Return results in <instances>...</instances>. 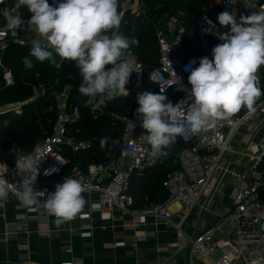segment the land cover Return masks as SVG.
I'll return each instance as SVG.
<instances>
[{
	"label": "built area",
	"instance_id": "2783aa9c",
	"mask_svg": "<svg viewBox=\"0 0 264 264\" xmlns=\"http://www.w3.org/2000/svg\"><path fill=\"white\" fill-rule=\"evenodd\" d=\"M6 1H10V9H14L15 0H4L0 6ZM230 2L231 0H219L214 10L204 9L195 20L199 51L210 59L212 48L222 41L214 34L205 33L204 29L210 27L209 20L216 25L213 31L223 34L230 31V26L219 25V13L234 12L239 21L241 15L264 8V0ZM142 4L143 0H133L130 13L138 14ZM124 12L122 10L119 14L123 16ZM22 19L25 25L16 29V32L7 28L6 21L0 25V53L10 45L31 46L32 39L37 38L28 28L27 19ZM155 37L159 53L158 63L146 72V78L158 94H174L172 104L176 105L187 100L191 90L188 83L190 72L185 71V67L193 61L191 67H197L199 57L196 54L183 53L184 28L175 17L167 20L165 28L157 27ZM128 59L136 70L126 85L128 95L107 98L101 106L114 103L121 97L126 98L131 106L124 121L117 156L105 163L89 164L83 169L78 164H72L69 158L62 154L65 146L73 153H79L91 146L89 140H77L69 135L70 124L80 118V109L69 101V87L65 86L52 92L56 108L52 132L37 142L29 153H24L13 143L9 149L11 162L0 161V174L9 183L8 195L17 198L16 193L20 191L22 177L16 169V160L31 154L36 159H41L34 190L45 191L47 196L54 193L55 186L62 183L65 177L72 176L84 183L87 189L84 194L95 195V198L89 201L88 211L78 215L80 219H90L102 206L129 213L133 227L144 225L148 219L169 223L176 214L178 221L174 226L181 231L187 215L199 199L204 197L209 201L219 190L224 178H229L234 183V191L225 213L194 236H186L190 264H193L194 257L198 255L210 264H264V169L259 168L264 159V131H261L264 128V96L257 102V110L253 114H249L245 109L230 120L209 127L207 131L193 134L186 130L183 136L178 137L185 145L177 155L179 167L168 171L161 182L166 191V198L143 207H134L133 196L129 193L132 174L141 173L161 163L166 153L153 156L151 146L143 138L146 133L142 128V116L137 113V97L138 94L148 91V87L141 63L134 56H129ZM257 75L264 91V79L259 71ZM1 83L5 86L14 83L10 69L2 68ZM44 91V86L40 85L34 88L30 98L0 105V114L12 112L21 115L24 105ZM191 102L188 100V104ZM187 106L186 104L185 107ZM185 113L186 109L181 110L180 118H183ZM256 133H260L257 139ZM46 170L49 174H45ZM208 201L206 206H202L205 211L208 210ZM174 204L180 207L176 212L171 209ZM22 210V220L14 225V234L25 230V221L28 218H34L38 225L47 227L48 214L43 209L22 206ZM108 215L113 218L111 213ZM92 228L91 223L81 224L79 229L82 237H89ZM39 232L44 230L40 229ZM70 250L69 247L66 249ZM71 262L74 264V261Z\"/></svg>",
	"mask_w": 264,
	"mask_h": 264
},
{
	"label": "clouds",
	"instance_id": "9594fccd",
	"mask_svg": "<svg viewBox=\"0 0 264 264\" xmlns=\"http://www.w3.org/2000/svg\"><path fill=\"white\" fill-rule=\"evenodd\" d=\"M21 6L32 14L27 26L37 37L31 41L29 56L53 66L58 64L56 57L60 58L59 66L65 60L74 61L82 77L78 90L87 97V106L99 109L107 98L128 95L126 85L136 72L128 57L131 44L138 41L130 43L119 32L122 22L119 0H58L52 5L48 0H15L14 9H0L7 28L13 32L25 25L18 11ZM217 20L222 27L230 26V31L214 32L216 25L208 21L210 27L204 29L205 33L216 35L222 42L212 48L211 59L204 56L197 67H191L194 61L185 67L190 72L191 85L187 100L173 105L161 92L138 94L137 113L142 116L146 133L143 138L151 146L153 156L169 148L186 130L193 134L207 131L242 109L255 113L257 102L264 96L257 75L264 66V8L241 15L239 21L234 12L223 11ZM22 62L27 69L34 66L28 57ZM188 100L192 102L188 104ZM183 109L186 113L180 118ZM40 160L31 154L16 160V169L22 177L16 195L22 206L43 209L55 217L59 227L83 212L87 203L83 194L87 189L80 179L67 176L47 196L45 191L34 190ZM45 174H49L48 170ZM8 184L0 174V199L7 198ZM75 264L83 261L76 259Z\"/></svg>",
	"mask_w": 264,
	"mask_h": 264
},
{
	"label": "trees",
	"instance_id": "16d2710c",
	"mask_svg": "<svg viewBox=\"0 0 264 264\" xmlns=\"http://www.w3.org/2000/svg\"><path fill=\"white\" fill-rule=\"evenodd\" d=\"M208 1L143 0L138 14L130 12L123 14L120 33L128 38L130 43L133 40L138 41L136 44H131L130 56H134L141 63L148 91L157 93L146 78V72L158 63L156 28H165L167 20L175 17L184 28L183 53L203 57L204 55L199 51L194 23L201 14V9L207 8L205 5ZM48 2L52 5L58 0H48ZM5 7L10 9V1H6L0 9ZM121 8L122 2L119 0V12ZM18 11L25 19H30L32 15L26 6H21ZM5 21L0 14V25ZM30 49L29 45H10L0 53V102L11 97L24 100L33 95L34 88L40 85L45 88L44 93L24 105L21 115H15L12 112L0 114V161L11 162L12 156L9 149L12 141H15L24 153H29L33 148L35 134H40L41 130L47 134L52 132L56 116L52 92L59 91L65 86L69 87V101L78 105L80 109V118L70 124L69 135L77 140H89L91 146L79 153H73L69 147L65 146L62 154L68 157L72 164H78L83 169L89 164L105 163L115 158L122 140L124 121L131 109L128 100L121 97L106 106L116 107L117 114L113 116L109 112L93 115L91 113L93 107L85 104L87 97L79 93L78 87L82 77L75 62L65 60L60 66L58 64L53 66L48 61L40 63L29 56ZM25 57L33 61L34 66L31 69L25 68L22 62ZM56 59L59 63L60 58L56 57ZM3 67L11 70L14 77L12 85L5 86L1 83ZM166 96L172 103L174 94L169 93ZM244 110L237 114H241ZM5 121L9 123L5 124ZM102 140L105 141L103 146ZM184 146L177 137L174 144L164 149L166 157L161 163L149 167L140 175L132 174L129 193L133 196L134 207H143L166 198V191L161 185L162 179L168 171L179 167L177 155ZM259 168L264 169V159L259 164ZM158 176H160L159 179Z\"/></svg>",
	"mask_w": 264,
	"mask_h": 264
},
{
	"label": "crops",
	"instance_id": "0c3cea01",
	"mask_svg": "<svg viewBox=\"0 0 264 264\" xmlns=\"http://www.w3.org/2000/svg\"><path fill=\"white\" fill-rule=\"evenodd\" d=\"M258 71L264 79V66ZM259 135L256 133L255 139ZM233 191L234 183L224 178L209 201L204 197L199 199L187 215L181 231L174 226L178 221L176 214L169 223L148 219L144 225L133 227L129 213L102 206L90 219L77 216L59 227L55 224L56 218L50 215L47 227L28 218L25 230L16 234L13 227L22 220L20 214L24 211L18 198L8 195L0 199V264H61L66 261L75 264L76 259H81L83 264H190L186 236H194L219 219L229 207ZM83 195L87 201L84 212L88 211L89 201L95 195ZM207 201L209 206L205 211L202 208ZM179 208L178 204L171 206L175 212ZM109 213L113 218H109ZM84 223L93 226L89 237L80 234L79 227ZM40 229L44 232H39ZM68 247L70 251H66ZM193 264L210 263L198 255Z\"/></svg>",
	"mask_w": 264,
	"mask_h": 264
},
{
	"label": "rangeland",
	"instance_id": "374dc122",
	"mask_svg": "<svg viewBox=\"0 0 264 264\" xmlns=\"http://www.w3.org/2000/svg\"><path fill=\"white\" fill-rule=\"evenodd\" d=\"M218 1L219 0H209L208 1V4H206L205 6H207V8H202L201 9V12L204 10V9H208L209 11H211V10H214L215 9V7H216V4L218 3ZM121 2H122V8H121V10H120V12L122 11V10H124L125 12L124 13H128V12H130V8H131V5H132V3H133V0H121ZM200 12V11H199ZM198 15V14H197ZM124 16V15H123ZM123 16H121V17H123ZM121 25H122V22H121ZM121 31V26H120V29H119V32ZM203 55V54H202ZM204 57V56H203ZM199 58H202V56H200ZM0 65H1V56H0ZM22 99H17L16 97H11V98H9V99H5V100H3L2 102H0V105H7V104H11V103H14V102H16V101H21ZM116 107H111V108H108V107H106V106H104V107H100L99 109H96V108H92L91 109V113L93 114V115H95L96 116V114L97 113H101V112H109L112 116L113 115H115V114H117V112H116ZM47 134V132H45V131H43V130H41L40 131V134H35V139H34V143L32 144L33 145V147H34V145L37 143V142H39L40 140H42L43 138H44V136ZM16 144L18 147H19V145L15 142V141H12L11 143H10V146L12 145V144ZM120 144H121V142H120ZM20 148V147H19ZM165 151L163 150V152L162 153H164ZM160 178V176H158V179ZM154 203V202H153ZM152 204V203H151ZM147 205H150V204H147Z\"/></svg>",
	"mask_w": 264,
	"mask_h": 264
}]
</instances>
